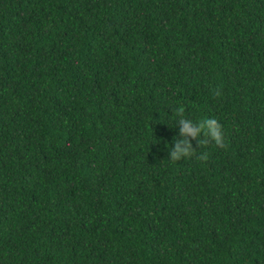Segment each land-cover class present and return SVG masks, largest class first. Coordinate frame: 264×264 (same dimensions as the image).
I'll use <instances>...</instances> for the list:
<instances>
[{"label": "trees", "instance_id": "1", "mask_svg": "<svg viewBox=\"0 0 264 264\" xmlns=\"http://www.w3.org/2000/svg\"><path fill=\"white\" fill-rule=\"evenodd\" d=\"M0 264H264V0H0Z\"/></svg>", "mask_w": 264, "mask_h": 264}, {"label": "clouds", "instance_id": "2", "mask_svg": "<svg viewBox=\"0 0 264 264\" xmlns=\"http://www.w3.org/2000/svg\"><path fill=\"white\" fill-rule=\"evenodd\" d=\"M178 117L176 124L180 125L179 132L181 134L174 144H170V156L178 159L187 156L195 149L189 137H205L199 142L206 144L211 139L216 144H222L224 140L223 125L212 115L204 114L199 118L187 114L185 106L179 104L175 108Z\"/></svg>", "mask_w": 264, "mask_h": 264}]
</instances>
